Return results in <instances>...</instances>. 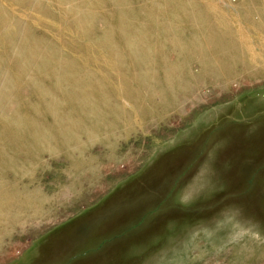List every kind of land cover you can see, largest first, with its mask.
Segmentation results:
<instances>
[{
  "label": "rangeland",
  "instance_id": "374dc122",
  "mask_svg": "<svg viewBox=\"0 0 264 264\" xmlns=\"http://www.w3.org/2000/svg\"><path fill=\"white\" fill-rule=\"evenodd\" d=\"M17 1L0 0V12L10 10L5 12L7 21L24 29L30 25L29 39L53 47L55 51H45L54 66L62 70L57 62L60 56L69 55L79 58L80 66L94 61L98 65L87 69L96 73L115 72L111 68L115 67L110 60L113 58L107 56L110 52L95 42L93 32L81 33L82 27H95L98 19L92 12L100 13L101 6L91 0H26L34 9L28 17L29 11ZM213 2L218 8H229L223 11L228 16L235 9L230 0ZM69 6L75 15L67 10ZM102 8L111 16L120 10L108 2L102 3ZM232 21L239 25L237 18ZM244 29L245 39L253 46L250 49L262 51L261 21L256 26L245 24ZM22 33L23 29L16 30L12 23L0 26V43L14 41L12 46L0 47V126L12 117L25 124L33 122L34 128H55L57 122L54 115L46 116V107L38 109L35 100L17 95L21 91V83L16 81L20 74L35 83L46 72L43 65L34 66L42 61L41 56L32 62L29 75L20 69L26 58H32L31 50L19 51L20 42L27 39ZM190 70L196 74V65ZM23 86L24 90L32 87ZM211 89L201 90V100L215 96ZM232 90V96L196 106L182 101V94L172 104V100L166 102L169 110L158 114V105L147 102L152 119L146 122L151 125H141L135 103L120 99L116 102L128 112L127 120H122L125 128L114 131L109 143L104 139L105 131L95 130L98 134H91L93 142L88 143L87 133H82L78 134L81 141L71 146L72 141H54L66 133L54 130L48 147L32 144V159L26 161L22 154L17 155L15 169L2 167L5 179L11 181L5 187L19 191L23 200L26 189L30 197L25 204L37 200L35 192L44 194L43 208L53 210L57 217L45 222L37 218L40 223L23 222L5 230L0 264H264V82ZM55 94L56 101L62 100L59 91ZM11 96H18L16 105L10 103ZM178 101L180 105H175ZM1 139L5 138L0 131V153L7 149ZM131 145L147 148L140 162L143 151L129 162L122 154ZM105 162L113 163L116 173L124 172L119 168L125 164V180L100 197L95 195L97 201L74 209L103 186L99 172H108L109 167L99 172L92 167L103 169ZM108 173L106 179L113 175ZM74 177L79 181L72 182ZM71 184L77 191L75 197L63 201L55 198L62 187Z\"/></svg>",
  "mask_w": 264,
  "mask_h": 264
},
{
  "label": "bare ground",
  "instance_id": "6f19581e",
  "mask_svg": "<svg viewBox=\"0 0 264 264\" xmlns=\"http://www.w3.org/2000/svg\"><path fill=\"white\" fill-rule=\"evenodd\" d=\"M91 1L93 5L101 6L102 11L92 12L96 15L95 19H98L97 24L90 29L82 27L81 33L84 34L86 30L93 32L95 42H99L110 52L107 56L113 58L110 60L114 61L115 67L111 68L115 72L104 71V73L101 70L100 74L96 73L87 69L89 65H98L94 61H87L80 66V59L75 58V60L69 55L60 56L57 62L62 68L60 70L54 66L52 59L46 57L49 54L45 50L55 51L53 47L29 39L28 36L33 30L30 25L24 29L21 24L7 21L6 13L10 10L5 8L6 13L0 12L2 28L12 23L16 30L23 29L22 35L27 39L20 42L19 51L22 54L26 50L32 51L30 55L32 58H26L28 63L25 62L20 69L26 70L29 75L32 62L37 61L41 56L42 61H37L34 66L38 68V65H43L46 70L44 76L37 77L35 83L23 73L20 74L16 81L21 83V87L18 88L21 91L17 95L23 99L35 100L38 109L46 107L48 111L46 116L54 115L57 122L55 128L48 129L34 128L33 122L25 124L12 117L6 118L1 123V135L5 138L1 139V142L7 149L0 153V247L2 236L9 227H17L23 222L40 223L43 220L45 222L51 217H57L53 210L43 208L44 194L35 192L34 199L37 200H28L25 204L30 197L29 192L26 189L23 191V200L22 195L18 194L19 191L5 187L11 181L5 179L2 174L3 166L15 169L17 155L22 154L26 161L32 159V144L44 148L51 145L50 136L53 135L54 130L57 133L66 132L63 137L60 136L54 141L60 142V138L65 143L72 141L71 146L75 141H81L78 134L82 133L85 135L87 133L88 143L93 142L94 138L91 134H98L93 132L95 130L105 131L104 139L109 143L115 134L114 131L125 128L122 120L124 118L127 120L128 112L116 102L120 99L125 98V101L130 100L131 103H135L136 115L145 123L152 119L147 102L154 104L155 107L158 105L154 107L158 114L168 111L170 105L165 103L172 100L170 102L172 104L182 94H184L183 98L181 96L182 101L187 100L191 106H196L227 94L232 96L234 87L243 89L264 82V49L255 53L250 49L253 46L244 37L245 24L256 26L257 22L261 21L264 28L262 7L264 0H230L235 4V9L233 13H229V16L223 11L230 9H224L223 6L218 8L217 5L212 4L213 0ZM106 2L117 5L120 10L113 16L108 15L102 8V3ZM15 3L25 6L24 9L29 11L28 17H31L34 9L28 7L26 0ZM87 6L90 7V3ZM67 8L75 15L72 7ZM104 14L108 15L107 18L100 20L99 18ZM214 16H218L216 20ZM233 18L239 20V25L233 23ZM235 39H239V45ZM12 40L13 38L4 45L0 43V47L12 46L14 44ZM193 64L197 68L196 74L190 70ZM124 67L126 70H122ZM39 79L43 80L39 81ZM26 84L32 87L24 90L23 85ZM208 87L212 88V91L215 90V96L201 100L199 93ZM55 90L60 92L62 100L56 101ZM12 96L10 103L16 105L18 96L15 98ZM114 100L115 103L112 104ZM63 103H66V106H61ZM175 105H180L179 101ZM190 107L185 108V112ZM179 108L180 112H183V109ZM147 117L149 118L146 120ZM143 122L141 125H151L149 122L145 124ZM97 138L101 141L100 137ZM70 151L72 150L69 149ZM95 177L100 176L96 174ZM71 180L79 181L76 177ZM62 189L57 196L55 195V198L61 201L73 198L77 194L73 184ZM31 203L34 206H28ZM37 218L41 221L38 222Z\"/></svg>",
  "mask_w": 264,
  "mask_h": 264
},
{
  "label": "crops",
  "instance_id": "0c3cea01",
  "mask_svg": "<svg viewBox=\"0 0 264 264\" xmlns=\"http://www.w3.org/2000/svg\"><path fill=\"white\" fill-rule=\"evenodd\" d=\"M121 146V145H120ZM119 146V147H120ZM141 151H143V154H142V156H141V158H140V160H139V162L141 161V159L143 158V156H145V154H146V151H148L147 150V148H145L144 146L143 147H137L136 145L134 146V145H131L125 152H122V154H124V155H126V159H127V161H131V159H132V156H138L139 155V153H140V155H141ZM126 161V162H127ZM138 162V163H139ZM111 162H105V163H103V164H105L104 165V167H103V169H100L99 167H97V166H94V167H92V170H94V171H104L105 169H106V167H109L106 171H108V172H110V174H113V175H111L110 176V179H106V177L108 176L107 174H109L108 172H99V173H101L102 174V176H101V182H102V187L101 188H97L95 191H94V193L92 194V198L90 199V198H88V200L87 201H84V203H82L80 206H78L77 208H74V209H78L79 207H81V206H83V207H85V205H88V204H90V203H92L91 201L93 200L94 201V199H95V195H98L99 197H100V194H103L102 192H104V191H106L108 188H110V187H112L115 183V186L116 185H120L119 184V182L120 181H124L125 180V178L126 177H124V176H126V174L128 173V172H126V170H125V164H122V163H120V164H122V166H124V167H122V168H119V169H123L124 170V172L121 170V172L120 173H116L115 171H114V169H112V164L113 163H111ZM138 163H137V165H138ZM111 165V166H110ZM137 165H136V167H137ZM135 167V168H136ZM98 168V169H97ZM90 169H91V167H90ZM97 169V170H96ZM129 170H133L132 168H129ZM87 171H89L90 172V170H89V168H88V170ZM122 173V174H121ZM126 173V174H125ZM123 177V178H122ZM113 178V179H112ZM115 178V179H114ZM105 186V188H103ZM106 196V195H105ZM99 197H96V199L98 200V198ZM95 199V200H96ZM96 200V201H97ZM71 209V208H70ZM70 209L68 210V213L70 212ZM71 210H73V209H71ZM67 214V213H66ZM66 214H64V215H66ZM148 216V215H147Z\"/></svg>",
  "mask_w": 264,
  "mask_h": 264
}]
</instances>
